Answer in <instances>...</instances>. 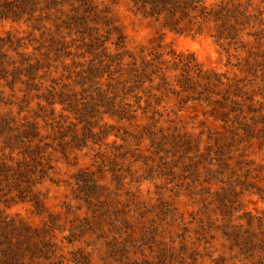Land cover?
Masks as SVG:
<instances>
[{"label": "rangeland", "instance_id": "1", "mask_svg": "<svg viewBox=\"0 0 264 264\" xmlns=\"http://www.w3.org/2000/svg\"><path fill=\"white\" fill-rule=\"evenodd\" d=\"M197 1L0 0V264H264V0Z\"/></svg>", "mask_w": 264, "mask_h": 264}, {"label": "trees", "instance_id": "2", "mask_svg": "<svg viewBox=\"0 0 264 264\" xmlns=\"http://www.w3.org/2000/svg\"><path fill=\"white\" fill-rule=\"evenodd\" d=\"M132 2H139L142 6H148L150 12L156 14H166L167 18L171 21L168 26L169 30L177 32L178 30L173 25L172 20L176 15L184 16L192 25L200 29L205 23L212 22L214 24V38L216 41L221 39L233 40L236 37L237 31L243 27L244 20L247 17L244 16V12L238 10L239 5L230 8L227 5L220 3V5L205 6L197 0H131ZM175 61V60H173ZM176 66L177 63L173 62ZM183 72H192L195 77L201 81H208L209 74L201 72L199 66L195 62L194 58L190 55V61L178 63ZM217 82V80H216ZM110 103L109 115L122 119L125 115H129L128 110L117 107L113 102ZM61 104V103H60ZM51 105V104H50ZM116 107V108H115Z\"/></svg>", "mask_w": 264, "mask_h": 264}]
</instances>
